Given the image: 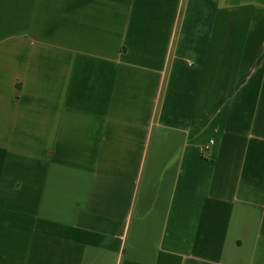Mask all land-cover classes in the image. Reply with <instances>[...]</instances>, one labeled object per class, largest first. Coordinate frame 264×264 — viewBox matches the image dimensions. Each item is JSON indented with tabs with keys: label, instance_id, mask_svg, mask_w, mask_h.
Masks as SVG:
<instances>
[{
	"label": "crops",
	"instance_id": "obj_1",
	"mask_svg": "<svg viewBox=\"0 0 264 264\" xmlns=\"http://www.w3.org/2000/svg\"><path fill=\"white\" fill-rule=\"evenodd\" d=\"M0 264H264V0H0Z\"/></svg>",
	"mask_w": 264,
	"mask_h": 264
},
{
	"label": "built area",
	"instance_id": "obj_2",
	"mask_svg": "<svg viewBox=\"0 0 264 264\" xmlns=\"http://www.w3.org/2000/svg\"><path fill=\"white\" fill-rule=\"evenodd\" d=\"M213 143H214V140H210V141L204 146V148H205V149L210 148V146H211Z\"/></svg>",
	"mask_w": 264,
	"mask_h": 264
}]
</instances>
